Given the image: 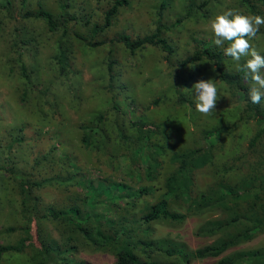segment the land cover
Segmentation results:
<instances>
[{
    "label": "rangeland",
    "instance_id": "374dc122",
    "mask_svg": "<svg viewBox=\"0 0 264 264\" xmlns=\"http://www.w3.org/2000/svg\"><path fill=\"white\" fill-rule=\"evenodd\" d=\"M112 1L10 0L9 5H0V164L5 169L13 167L20 170L33 180L59 172L70 159L76 170L89 169V175L98 180L122 179L131 186L146 188L148 191L137 199L134 208L127 209L119 199L111 202L126 219H131L139 217L144 206L152 203L161 191L164 172L171 167L167 161L168 154L183 147L203 145V128L217 123L238 122L233 132L241 140V145H245L253 132V123L245 118L243 101L239 100L233 88L217 79L211 61L202 58L184 67L177 66L176 62L208 43L221 53V65L226 71H237L232 58L215 46L208 20L215 13L227 9L247 16L264 17V2L250 0L257 11L252 14L238 0H206L202 5V0H127L117 8L108 27L93 32L91 28L101 26L104 12ZM39 5L51 11L57 19L64 7L65 31L60 27L48 31L41 18L23 19L19 16V12L34 10ZM176 19L179 21L174 27L160 32L172 48L170 53L149 45L129 53L115 41L120 34L136 38L153 32L158 23L168 25ZM72 32L104 43L87 46L73 37ZM249 42L264 55V26L260 27L255 38H249ZM59 44L64 52L63 61L56 60ZM247 59L241 58V66ZM108 60L113 61L110 89L106 69ZM21 63L25 67L24 75L20 72ZM261 74L264 75V69H261ZM199 78L211 79L219 93L216 108L208 116L199 113L194 104L192 84ZM244 84L248 87L251 81H244ZM111 98L119 107L118 117L110 107ZM260 103L264 105V98ZM98 113H101L99 126L108 139L107 145L101 149L100 138L94 135L92 145L85 149L79 142L80 132ZM122 117L125 118L124 128L115 129V118L121 123ZM134 121L168 122L169 140L165 144L162 167L152 181L128 179L120 171V164L127 162L128 147L134 137L139 136L129 125ZM56 135H60L61 145L57 143ZM15 137L20 141H13ZM149 138L159 141L156 134ZM50 146L56 148L50 150L53 161L48 163L41 157ZM223 146L228 149L229 143L225 141ZM205 149L194 172L193 194L212 180L207 167L212 148ZM13 179L10 173L0 169V244L14 243L21 236L26 237L19 228L24 218ZM84 191L80 182L67 187V190H59L61 194L51 188H42L35 193L43 201L57 204L67 194L80 196ZM213 215V212L201 216L188 214L179 224H169L164 220L150 222L152 234L149 232L148 237L181 240L190 248L206 244L210 238L198 237L192 232L204 218ZM26 224L28 240L25 243L33 247L38 246L41 236L58 235V230L46 218L29 215ZM8 226L13 230L7 231ZM92 245L96 248L79 247L76 257L85 264H111L114 261L105 247ZM263 245L264 231L228 249L225 254ZM29 247H25L22 254L4 255L0 264H23ZM218 259H195L189 264H215Z\"/></svg>",
    "mask_w": 264,
    "mask_h": 264
},
{
    "label": "trees",
    "instance_id": "16d2710c",
    "mask_svg": "<svg viewBox=\"0 0 264 264\" xmlns=\"http://www.w3.org/2000/svg\"><path fill=\"white\" fill-rule=\"evenodd\" d=\"M205 1L202 0L200 5ZM238 1L250 13L256 14L255 6L250 0ZM257 1L264 2V0ZM126 2L127 0H113L104 12L101 26L94 25L91 30L96 32L108 27L117 8ZM9 4L10 0L0 2L2 6ZM65 11L63 7L57 19L51 11L39 5L34 10L19 12V16L23 19L41 18L48 31L56 27L65 31L67 22L64 18ZM178 21L176 19L168 25L158 23L153 32L136 38L120 34L115 41L129 53L149 45L156 46L167 54L172 51V48L160 36V32L174 27ZM72 35L87 46L95 47L104 43L103 40L87 39L86 36L76 32H72ZM206 44L201 49L193 50L176 64L184 67L202 58L211 61L217 79L233 88L239 100L243 101L245 118L254 125V130L248 136L245 145H241V140L236 138L233 132L238 122L217 123L203 128L201 130L203 145L183 147L168 154L167 161L171 167L164 172L161 191L152 203L144 206L139 217L131 219H126L123 212L116 210L111 202L113 199H119L123 201L127 209L134 208L137 199L148 191L146 188L131 186L122 179L98 180L89 175V169L76 170L70 163L69 157V163L66 167L64 164L59 172L33 180L27 178L20 170H15L13 167L5 169V166L0 164V169L10 173L14 178L24 218V224L22 223L19 228L26 235V237L21 236L14 243H1L0 258L9 253L22 254L23 249L30 246L23 264H85L81 258L76 257V250L79 247H95L93 243L98 247H105L106 251L113 256L114 261L111 264H189L195 259L212 257H219L215 264H264V245L225 254L228 249L264 231V105L250 102L246 95L244 72L226 71L221 65V53L213 50L208 43ZM63 54L59 44L56 60L63 61ZM112 64L113 61L108 60L106 65L109 89L112 87L110 83L113 78ZM59 67L62 68V65L60 64ZM19 68L24 75V64H19ZM110 107L113 114L118 117L119 107L113 98L110 99ZM92 117L91 122L82 127L79 142L88 149L92 145L93 136L98 135L102 149L107 145L108 139L99 126L101 113ZM124 122V117L121 118V123H118V118H115L114 128H124ZM167 124L166 121L156 123L134 121L129 124L139 136L134 137L127 149L125 155L127 162L120 164V171L125 177L147 181L156 178L162 167L165 144L169 140ZM154 134L158 136L159 141H152L149 138ZM59 136L54 137L61 145L62 139L58 138ZM15 140L20 141V138L15 137L13 141ZM225 141L229 143L228 149L223 146ZM207 147L212 148L211 158L207 162L212 180L193 194L197 161ZM54 148L56 146H50L49 151L42 155V160L48 163L53 161L50 150ZM80 182L85 188L83 194L73 197L67 194L64 200L57 204L45 202L35 193L42 188H51L60 193L59 190H67V187ZM172 205L179 210L174 209ZM206 212H213L214 215L204 218L192 232L195 236L210 238L206 244L190 248L181 240L169 237H148L149 232L152 234L150 222L164 220L169 224H179L188 214L201 216ZM29 215L50 220L58 230V235L56 237L48 234L41 236L37 247L26 244L25 241L28 240L26 223ZM6 230H13V227L8 226Z\"/></svg>",
    "mask_w": 264,
    "mask_h": 264
},
{
    "label": "clouds",
    "instance_id": "9594fccd",
    "mask_svg": "<svg viewBox=\"0 0 264 264\" xmlns=\"http://www.w3.org/2000/svg\"><path fill=\"white\" fill-rule=\"evenodd\" d=\"M261 26H264V17L243 15L233 9L217 12L208 20L215 46L222 48L224 54L232 58L237 71H244L245 83L251 81L246 95L252 104H260L264 98V75L261 74L264 55L258 53L249 42V38H255ZM242 57H248L243 66L239 63ZM192 92L196 110L205 116L211 115L219 99L216 84L211 79L199 78L192 84Z\"/></svg>",
    "mask_w": 264,
    "mask_h": 264
}]
</instances>
